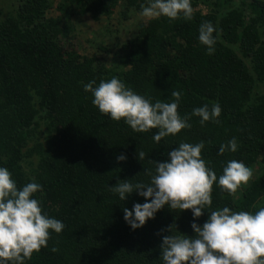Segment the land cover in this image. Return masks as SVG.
Listing matches in <instances>:
<instances>
[{"label":"trees","instance_id":"trees-1","mask_svg":"<svg viewBox=\"0 0 264 264\" xmlns=\"http://www.w3.org/2000/svg\"><path fill=\"white\" fill-rule=\"evenodd\" d=\"M56 1L60 16L48 17ZM145 3L17 0L15 12L0 22V166L18 188L32 181L42 185L35 198L43 212L65 225L25 264H163L160 245L170 228L172 234H194L191 210L165 207L132 230L122 209L144 198L133 193L122 201L110 187L122 180L150 182L154 161L167 160L182 142L204 141L202 158L217 177L230 160L253 170L235 197L214 184L212 206L196 223L203 225L225 206L251 213L264 207V0H192L193 10L207 5L211 11L193 12L190 21L160 17L141 23L122 43L106 29L101 39L89 40L94 52H81L73 26L78 14L109 20L122 5L127 20ZM206 21L218 35L211 55L198 39ZM114 76L153 103H170L171 93L180 92L178 112L191 128L157 143L158 129L137 133L123 119L101 114L84 85ZM213 103L221 107L218 123L202 125L193 109H211ZM233 137L238 150L219 155L220 145ZM121 154L125 161L117 160Z\"/></svg>","mask_w":264,"mask_h":264},{"label":"clouds","instance_id":"clouds-1","mask_svg":"<svg viewBox=\"0 0 264 264\" xmlns=\"http://www.w3.org/2000/svg\"><path fill=\"white\" fill-rule=\"evenodd\" d=\"M192 0H146L141 5L140 15L147 19L167 17L169 21L193 18ZM211 22H203L198 39L207 48V54L215 51L218 35ZM84 85V91L92 94V104L103 115L124 123L137 133L158 129L153 135L157 143L169 135H177L191 128L187 116L181 117L178 107L181 93H171L172 102L157 100L136 93L118 77ZM192 115L200 118L203 125L212 121L218 123L221 115L219 103L211 109L205 104L193 109ZM205 142L180 143L167 153L168 159L155 163L150 182L132 183L118 181L110 187L119 199L125 201L133 193L143 197L145 202L135 203L131 210L124 207V220L132 230L143 227L161 209L191 210L193 235L172 234L162 238L161 258L163 264H264V207L255 213L233 211L225 206L208 214L203 225L195 221L212 206V191L215 184L221 191L235 197L242 186L247 185L253 170L243 162L230 160L217 177L215 171L202 158ZM235 137L221 144L219 155L226 151L236 152ZM145 154L139 153L142 160ZM123 154L118 161H125ZM43 194V186L32 181L18 188L8 168L0 166V264H25L33 253L48 247L51 233H62L65 225L61 220L49 217L43 212L36 193ZM52 251H57L52 248Z\"/></svg>","mask_w":264,"mask_h":264},{"label":"rangeland","instance_id":"rangeland-1","mask_svg":"<svg viewBox=\"0 0 264 264\" xmlns=\"http://www.w3.org/2000/svg\"><path fill=\"white\" fill-rule=\"evenodd\" d=\"M234 3L239 4L240 0H233ZM250 1V0H248ZM59 2L56 1L53 8L48 12V17L60 16L57 10ZM17 0H0V22L8 18L17 9ZM211 11V8L207 5H201L194 9V13L201 12L203 15H207ZM125 9L121 5L117 9L115 15L111 19L102 18L99 22H95L91 17L83 16L78 14L73 19V26L75 30V37H77L76 42L79 44L81 52L85 51L87 53L94 52L93 45L89 44L92 41H96L97 38L101 39L104 37L105 30L107 32H113L120 37L119 43L127 42L130 40L135 33L138 31L141 23H148L151 20L147 19L137 13L135 15H129L127 20L124 19ZM109 27V28H105ZM118 43V44H119ZM106 60L109 59V55L105 57ZM259 90L264 94V85L259 87Z\"/></svg>","mask_w":264,"mask_h":264}]
</instances>
